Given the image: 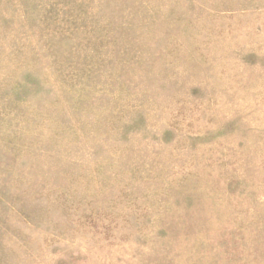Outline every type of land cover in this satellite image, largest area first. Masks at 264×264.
<instances>
[{"label": "rangeland", "instance_id": "rangeland-1", "mask_svg": "<svg viewBox=\"0 0 264 264\" xmlns=\"http://www.w3.org/2000/svg\"><path fill=\"white\" fill-rule=\"evenodd\" d=\"M0 264H264V0H0Z\"/></svg>", "mask_w": 264, "mask_h": 264}]
</instances>
